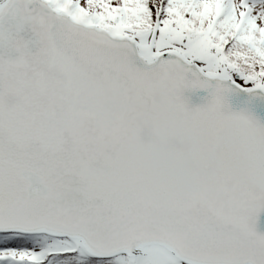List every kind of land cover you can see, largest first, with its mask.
Segmentation results:
<instances>
[{
    "label": "snow or ice",
    "instance_id": "6c2138e0",
    "mask_svg": "<svg viewBox=\"0 0 264 264\" xmlns=\"http://www.w3.org/2000/svg\"><path fill=\"white\" fill-rule=\"evenodd\" d=\"M236 91L264 0H0V264H264Z\"/></svg>",
    "mask_w": 264,
    "mask_h": 264
},
{
    "label": "water",
    "instance_id": "95a60500",
    "mask_svg": "<svg viewBox=\"0 0 264 264\" xmlns=\"http://www.w3.org/2000/svg\"><path fill=\"white\" fill-rule=\"evenodd\" d=\"M204 96H206L204 91H198L191 95V102L193 104L203 103ZM228 101L231 111L239 112L246 109L264 122V95L250 96L248 93L236 91L229 95ZM258 230L264 231V214H261L259 218Z\"/></svg>",
    "mask_w": 264,
    "mask_h": 264
}]
</instances>
